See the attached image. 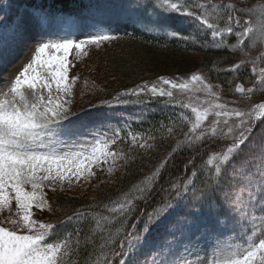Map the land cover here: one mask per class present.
Here are the masks:
<instances>
[{
  "label": "snow or ice",
  "instance_id": "6c2138e0",
  "mask_svg": "<svg viewBox=\"0 0 264 264\" xmlns=\"http://www.w3.org/2000/svg\"><path fill=\"white\" fill-rule=\"evenodd\" d=\"M84 11L94 22L80 38L83 12L65 13L49 0H0V264H69V253L80 244V222L90 216L103 232L95 264H264V102L247 111L229 108L214 91L218 85L199 73L184 80L158 77L92 105L130 102L122 97H136V103L142 96L165 98L166 106L190 108L193 119L184 117L187 131L176 140L172 153L117 201L104 206L108 214L76 209L59 222L75 225L62 236L55 222L35 217L37 210L53 211L46 187L55 192L59 185L63 190L73 181L91 182L105 165L109 175L117 170V161L127 165L129 157L112 149L118 142L130 138L133 146L142 141L141 149L152 147L147 141L154 137L125 132L114 127L110 117L93 115L91 109L82 110L83 115L72 112L79 76H70L75 67L70 56L74 53L78 60L92 46L119 38L106 17L116 14L141 30L185 40L195 38L160 20L172 14L189 17L201 35L210 36L205 41L209 46L238 49L245 56L246 41L257 31L264 39V24L254 26L255 17L264 21V0H240L239 7L212 0H121L89 4ZM229 37L235 40L230 42ZM17 56L26 57V62L14 77L6 78ZM258 60L264 61V54L228 69L235 74L245 64L252 65L256 77L252 86L237 84L234 89L246 98L264 92V68L257 72ZM176 93L190 100L192 94L203 93L205 99L184 103ZM210 116L214 118L209 120ZM174 130L169 127V134ZM254 134L260 136L259 143ZM246 147L252 151L244 155ZM184 150L193 153L186 174L171 181L161 201L150 211L141 209L129 225L139 203L151 205L168 160ZM204 150L206 161L196 165V155ZM154 229L159 232L152 238ZM210 240L214 243L209 252Z\"/></svg>",
  "mask_w": 264,
  "mask_h": 264
},
{
  "label": "trees",
  "instance_id": "16d2710c",
  "mask_svg": "<svg viewBox=\"0 0 264 264\" xmlns=\"http://www.w3.org/2000/svg\"><path fill=\"white\" fill-rule=\"evenodd\" d=\"M20 1L26 2V0ZM49 2L61 6V10L70 12H75L79 8L83 9L85 6L84 0H49ZM115 29L117 30L115 34L119 38L106 42L100 47V50L113 48V51L117 53H105L99 57L97 66L103 71L99 79L92 78V69L86 67V63L101 53H88L71 69V76H79L75 87L76 96L89 95L94 99L93 105H101L103 101H111L118 93L135 88L146 81L153 82L158 77H183L194 72L205 73L212 83L217 84L222 90L224 88L228 95L233 94L232 85L237 79L232 78V72L228 69L244 60L245 55L241 51L212 50L190 44L184 45L175 41H165L161 38L148 36L128 24L115 27ZM146 61H148V65L145 64ZM250 70L249 66L245 64L237 73L239 80L243 79L246 84L252 86L249 80ZM85 80L88 81L87 89L84 88ZM147 98L142 96L140 102L135 103L140 104L143 99ZM254 98V102H264V92L255 94ZM122 99L128 100L127 97H122ZM122 104H114L112 107H96L95 109L110 110L114 108L118 112L128 114V111L120 109ZM156 111L155 115L140 122L137 126L138 133L149 132L154 137L153 148H149L146 152L139 146L134 148L129 146L128 144L131 143L129 139L118 142L117 145H114V150L128 156L129 163L125 165L123 160H119L117 161V170L112 175L105 174L104 179L93 178L87 187L89 189L92 185H97L93 194L87 190L81 196L60 194L52 197L50 204L53 211L51 213L47 211L43 218L39 217L40 220L55 222L58 235L62 236L66 231H71L75 225L59 222L63 221L66 216L72 215L76 209L108 214L104 212L105 205H111L117 201L122 193L128 191L132 185L151 173L160 161L172 153L175 141L172 140L168 128L173 127L180 134L187 131L185 128L180 129L178 125H175L176 119L166 121V115H162L158 109ZM259 130L260 124L258 123L256 132L259 133ZM256 136L260 137L254 134V140ZM182 138L183 136L179 137V139ZM207 151L204 150L196 155V165L206 161ZM250 151L252 149L246 147L243 154L247 155ZM192 155L193 153L184 150L176 152L168 160L156 185L151 205L146 206L142 202L139 203L137 212L129 221V225L135 222V216L139 215L141 209L145 212L150 211L161 201L165 196L164 189L169 188L171 181L186 174L187 162L192 158ZM190 172L191 166H188L187 173L190 174ZM96 174L100 173L97 171ZM90 205H94V207L89 208ZM115 226L117 225H114L113 228ZM80 229V244L75 253H69V264H85L86 260L90 262L98 255L99 245L103 242L101 239L103 232L96 229L95 220L91 216L80 222Z\"/></svg>",
  "mask_w": 264,
  "mask_h": 264
},
{
  "label": "rangeland",
  "instance_id": "374dc122",
  "mask_svg": "<svg viewBox=\"0 0 264 264\" xmlns=\"http://www.w3.org/2000/svg\"><path fill=\"white\" fill-rule=\"evenodd\" d=\"M20 3H24L21 2L19 0ZM121 2V0H84L85 6L87 7L90 4H95V3H107V4H112V3H118ZM133 2H136V0H133ZM212 3L215 4H228V3H233L235 4L237 7H239L240 4V0H212ZM83 12L84 16H85V28L78 33V35L80 36V38H83L84 35V31H87V25L94 22L93 18L91 16H89V14L86 11H81L78 10V12H76L75 14L77 16H79L81 13ZM106 20L108 22L111 23V31H114L113 29V23L115 22H119V23H129L130 25H132L134 28L142 31L143 33L147 34L148 36L151 37H155V38H161L165 41H175L181 44H190L193 46H200V47H204L206 49H212V50H218L214 47L209 46L208 43H205V41H210V36H203L199 33L198 30H196L195 28V23L191 20V18L189 17H181L178 16L176 14H172L170 16H167L163 19L160 20V24L166 26L167 28L174 30L176 32L181 33L184 36H189V37H194L195 39H178V38H174L165 34H162L161 32H149L146 30H141L139 27L133 25L130 21H125L123 19H121L118 15L113 14L110 17H106ZM264 24V21H262L260 19L259 16L254 18V26L259 29L260 26ZM221 26H223V22H221ZM51 38L55 39V36H52ZM230 42L235 40V37H229ZM247 47L245 48V52H247V55L245 56L244 60H251V59H255L257 57H259L261 54H264V39H262L260 37L259 31H257L256 36L249 40L246 41ZM104 47V46H103ZM260 47V48H259ZM259 49V50H257ZM232 51L238 52V49H234ZM116 51H113L112 49H107V50H100L99 48H96L95 46H92L90 49H88V53H101L99 54L97 57H94L93 59L89 60L86 63V67H90L92 69V78H96L99 79L101 77V73H103V71L100 70V68L97 66V62L99 61V57H101L102 55H104L105 53H115ZM117 53V52H116ZM83 58H85V56H81L78 60L75 57V54L73 53L72 56H70V59L74 62V63H79V61H81ZM26 57L23 56H17L15 57L9 64V68H8V72L4 74V76L6 78H12L14 77V75L16 73H18L22 67V65L26 62ZM146 65H148V61L145 62ZM249 66L250 70V83L252 79H255L256 77L253 76L252 73V65L251 64H247ZM260 68H264V61H257V72L259 71ZM199 72H194L192 74H196ZM189 74L187 76H183V77H179L181 78V80L184 79H190L191 75ZM201 75H203L205 77V79L210 82L211 84H213L214 86H216L217 84L212 83L207 75L205 73H199ZM103 75V74H102ZM238 73L236 72L235 74L232 72V78L233 79H237L233 82L232 85V90H234V85L237 81H241L243 84H245L246 88H249L251 86H249V84H246L245 81L243 79L239 80L238 79ZM177 78V77H175ZM175 78H170V79H175ZM214 91H218L220 94V102L226 103L227 106L229 108H239L241 110L247 111L249 110L252 106H254L257 103H261L260 102H254L253 98L255 94H258L259 92L254 93L250 98H246L244 96H236L234 94L232 95H228L225 92V89L218 87H214ZM192 96L194 98H192L191 100L189 99L188 95H181L179 93H176V98L183 101L184 103H192V104H197L198 101H203L205 99V96L203 93H195L192 94ZM147 98V97H146ZM127 99L130 101L127 104H122L120 105V109L123 111H128L129 114H122L120 112L117 111H112V110H102V109H95L92 107L93 105V98L89 95H75L74 96V102L72 104V112L76 113L78 115H83L82 110H87V109H91V113L93 115H105L107 117L111 118L112 121V125L114 127L117 128H123L126 131H133L138 133L139 131L137 130V126L140 122L145 121L149 118H151L153 115H155V113L157 112L156 109H158V111H160L162 113V115H166V121H170L172 119H176L175 121V125L179 126L180 129L185 128V130H187L188 128V123L185 121L184 117H187L188 120L193 119V114L191 113V109H181L179 106L176 107H172V106H166L164 103L165 98H158L155 100H149V98H147L146 100L143 99V101H141L140 104H136L135 102L131 101V100H136V97H127ZM255 99V98H254ZM75 118V117H73ZM214 117H209V120L213 119ZM260 131V130H259ZM141 134V133H139ZM122 135H125V133H122ZM144 136H148L151 135L149 132L146 134H141ZM171 138L172 140H174L176 142L177 139H179L180 136H183V134L178 133L176 130H174L171 134ZM152 136V135H151ZM169 139V138H168ZM260 137L256 136L255 140L257 143L260 142ZM129 141L131 142L130 138ZM128 141V142H129ZM153 139L148 140L147 143L150 145H153ZM142 141H138L137 145L135 146H139V143ZM129 146H131L132 148H134L135 146L132 145V143L128 144ZM153 148V146L151 147ZM112 149L114 150V145L112 146ZM149 149V148H148ZM148 149H145L146 152L148 151ZM128 151H130L131 149H127ZM109 165H105L103 170H96L100 173V174H96L95 177H98L99 179H104L105 178V174H108L106 169ZM94 177V178H95ZM90 182H86V181H81L79 184H77L75 181H73L72 185H68L65 184L63 190L60 189V186L57 185V190L55 192L50 191L47 187L45 188V192L47 193V199L50 202V199L52 197H55L57 195H68V196H81L83 195L87 190L90 194H93L94 192V188L97 185H92L91 187H88V184ZM14 207V206H13ZM47 213V210H45L44 212H39L38 210L35 212V217L37 219L40 220L39 217L45 216V214ZM5 216H7V213H4ZM42 221V220H40ZM43 222V221H42ZM118 226V225H117ZM159 229H154L153 233H152V238H155L156 235L158 234ZM260 237H257V241ZM239 239V237H238ZM214 242L213 241H209L208 242V251H211V246ZM96 258V257H95ZM95 258L92 259L90 262L88 261V264H95ZM191 259L195 260L197 259V257L193 256L191 257Z\"/></svg>",
  "mask_w": 264,
  "mask_h": 264
},
{
  "label": "water",
  "instance_id": "95a60500",
  "mask_svg": "<svg viewBox=\"0 0 264 264\" xmlns=\"http://www.w3.org/2000/svg\"><path fill=\"white\" fill-rule=\"evenodd\" d=\"M237 84H239V85H243L241 82H238ZM236 84V85H237ZM236 85H235V87H236ZM244 86V85H243ZM235 87H234V89H235ZM237 94H239V93H237Z\"/></svg>",
  "mask_w": 264,
  "mask_h": 264
}]
</instances>
